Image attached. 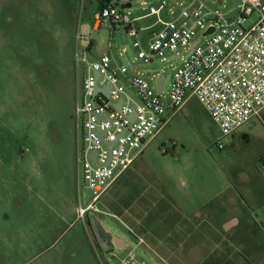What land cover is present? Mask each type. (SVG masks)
Instances as JSON below:
<instances>
[{
    "label": "rangeland",
    "instance_id": "374dc122",
    "mask_svg": "<svg viewBox=\"0 0 264 264\" xmlns=\"http://www.w3.org/2000/svg\"><path fill=\"white\" fill-rule=\"evenodd\" d=\"M102 1L0 0V264H119L99 250L88 220L74 212V34L90 13L93 54L110 45L131 70L150 72L152 85L164 77L166 89L172 71L205 38L199 33L184 48L144 63L123 24L93 29ZM161 1L130 0L124 10L146 51L148 8ZM166 1L161 15L169 20L190 0ZM205 1L228 15L238 4ZM79 194L83 202L89 198L82 184ZM102 204L115 215L101 217L103 227L127 243L131 231L141 236L138 253L147 264H264V127L254 118L222 137L190 96Z\"/></svg>",
    "mask_w": 264,
    "mask_h": 264
},
{
    "label": "built area",
    "instance_id": "2783aa9c",
    "mask_svg": "<svg viewBox=\"0 0 264 264\" xmlns=\"http://www.w3.org/2000/svg\"><path fill=\"white\" fill-rule=\"evenodd\" d=\"M108 0L93 14V29L108 23L114 28L125 26L131 37L136 58L144 63L165 51H176L190 44L200 33L204 41L195 45L166 80L161 92L148 81V75L131 70L108 52L94 55L89 31L79 27L75 36L74 65L76 92L73 118L76 129L75 164L77 179L76 216L84 220L93 214L101 217L114 214L107 211L102 198L116 180L143 153L148 142L159 132L172 114L190 96L203 105L222 137L233 134L251 119L264 127V1L238 0L235 12L228 15L205 0H190L172 18L166 20L161 10L150 6L152 17L147 44L141 47L135 20L120 2ZM219 1V0H217ZM221 3V0L220 2ZM90 28V24H88ZM209 28L210 33L204 34ZM111 42V40H110ZM125 49H123L124 51ZM217 146H223L221 141ZM80 184L89 198L82 201ZM133 241L109 254L119 264H147L138 253L144 243L131 231Z\"/></svg>",
    "mask_w": 264,
    "mask_h": 264
},
{
    "label": "water",
    "instance_id": "95a60500",
    "mask_svg": "<svg viewBox=\"0 0 264 264\" xmlns=\"http://www.w3.org/2000/svg\"><path fill=\"white\" fill-rule=\"evenodd\" d=\"M220 2V0L218 1ZM122 7H130V3L127 2L125 4L122 5ZM88 29V26H87ZM213 28H209L204 34L210 33L212 31ZM87 31V30H86ZM148 75V73H147ZM165 84V78L164 77H157L156 81H155V85H156V89L157 92H161L163 87ZM88 221L90 222L92 229L94 231V234L98 240L99 245L101 246V248L103 249V252L105 254H109L113 251L114 247H118L121 248L123 247L126 242L125 240L120 237V236H115L113 235L110 231L105 230V228L102 226V224L99 222V220L97 219V217L93 214H89L87 216ZM101 235H104V237H111L110 241H105L103 240V237Z\"/></svg>",
    "mask_w": 264,
    "mask_h": 264
},
{
    "label": "crops",
    "instance_id": "0c3cea01",
    "mask_svg": "<svg viewBox=\"0 0 264 264\" xmlns=\"http://www.w3.org/2000/svg\"><path fill=\"white\" fill-rule=\"evenodd\" d=\"M263 1H264V0H263ZM104 2H105V1H104ZM93 6H94V4H91V5H90L89 8L92 7V8L90 9V12H91V10L93 9ZM100 6H101V3L98 4L97 6H95V10H97ZM94 12H95V11H94ZM89 14H90V13H88V12L85 13V19H84V22L82 23V25H80V27H81V29H82L83 31H86V30H87L86 32L90 31V28L87 29V26H88V24H89V21L87 20V19L89 18ZM93 14H94V13H93ZM127 170H129V168H128ZM127 170H126V171H127ZM126 171H125V172H126ZM125 172H124V173H125ZM124 173H123V174H124ZM123 174H122V175H123ZM122 175H121V176H122ZM76 183H77V179H76ZM77 190H78V187H77ZM74 212H75V214H76V205H75V207H74ZM76 217H77V216H76ZM125 242H126V241H125ZM126 243H127V242H126Z\"/></svg>",
    "mask_w": 264,
    "mask_h": 264
},
{
    "label": "flooded vegetation",
    "instance_id": "af4514ba",
    "mask_svg": "<svg viewBox=\"0 0 264 264\" xmlns=\"http://www.w3.org/2000/svg\"><path fill=\"white\" fill-rule=\"evenodd\" d=\"M86 219L88 220V218L86 217ZM100 222V221H99ZM88 223H89V225H90V228H91V230H92V232H93V235H94V238H95V241H96V244H97V246H98V248H99V250L101 251V252H103V249L101 248V246L99 245V243H98V240H97V238H96V236H95V234H94V231H93V229H92V226H91V224H90V222L88 221ZM101 223V222H100ZM103 226V225H102ZM105 230H107V229H105ZM102 237H103V240H105V241H110L111 239V237L109 236V237H104V235H101Z\"/></svg>",
    "mask_w": 264,
    "mask_h": 264
},
{
    "label": "trees",
    "instance_id": "16d2710c",
    "mask_svg": "<svg viewBox=\"0 0 264 264\" xmlns=\"http://www.w3.org/2000/svg\"><path fill=\"white\" fill-rule=\"evenodd\" d=\"M108 0H105V2H107ZM104 5V1L101 2V6Z\"/></svg>",
    "mask_w": 264,
    "mask_h": 264
}]
</instances>
